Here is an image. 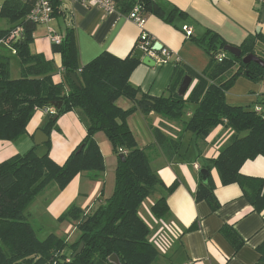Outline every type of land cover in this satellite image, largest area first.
I'll return each instance as SVG.
<instances>
[{
    "label": "trees",
    "instance_id": "trees-1",
    "mask_svg": "<svg viewBox=\"0 0 264 264\" xmlns=\"http://www.w3.org/2000/svg\"><path fill=\"white\" fill-rule=\"evenodd\" d=\"M52 3L55 8L58 0ZM135 3L145 17L151 14L166 23L172 22L175 10L166 11L157 0H135L131 6ZM29 9V5L14 0H6L0 7V18L12 25L10 30L0 31V40L16 27L21 28L23 36L11 45L20 64L18 79H10L8 62L0 58V140L18 139L25 134L34 112H44L46 108L54 109V114H46L48 120L43 131L48 137L51 130H57L58 118L68 112L77 114L85 128V137L62 166L49 158V141L41 155L33 147L23 155L0 163V264H112L109 262L112 255L116 256L118 264H154L158 252L148 240L149 227L138 211L144 199L162 189L165 194L156 200L151 212L154 218H164L169 210L166 194L172 192L175 184L164 186L152 171L146 150L136 146L126 122L134 112L145 116L154 113L177 122L182 120L190 104L193 111L183 123L184 131L200 140L218 126L224 125L232 131L229 143L212 166L222 185L237 184L252 210L264 215V180L239 173L244 162L264 158V111L258 114L253 110L254 106H232L225 101L226 92L240 77L253 83L264 82L263 68L242 62L249 54L264 61V56L256 53L257 44H264L263 37L249 35L237 46L226 43L210 31L200 38H192L207 55V66L200 74L176 68L165 94L153 97L129 83L130 74L138 64L129 55L118 58L102 52L80 68L72 29L65 31L60 44L51 46L52 52L60 55L63 72V81L54 83L51 61L29 50L36 29V25L26 20ZM227 46L236 47L240 56L225 52ZM134 49L138 50L137 41ZM219 52L225 54L221 62L215 60ZM186 74L196 83L187 96L179 97L177 88ZM71 75L76 77L78 85ZM119 98L131 101L132 107L120 109L115 104ZM54 102L61 105L53 107ZM98 132L106 136L117 156L111 197L86 214L71 206L58 218L60 222L76 223L78 237L75 242L68 244L54 234L39 239L27 220V208L50 185L61 191L78 174L85 173L93 180L100 177L104 165L94 140ZM153 134L155 145L160 147L167 160L171 159L177 153L180 141L167 138L157 129ZM195 199L208 202L212 210L218 207L209 178L206 185H198ZM220 232L234 251L243 245L231 227L223 226ZM80 243H83V249L73 257ZM257 251L260 254L258 264H264V243Z\"/></svg>",
    "mask_w": 264,
    "mask_h": 264
},
{
    "label": "crops",
    "instance_id": "crops-1",
    "mask_svg": "<svg viewBox=\"0 0 264 264\" xmlns=\"http://www.w3.org/2000/svg\"><path fill=\"white\" fill-rule=\"evenodd\" d=\"M4 1L0 0V7ZM114 1L117 5L116 13L105 14L97 8H85L70 0H58L51 22L36 27L29 50L51 61L54 66V83L63 81V72L60 55L52 52V43L47 39V28L60 36H64L67 29L74 31L80 68L102 52L118 58L128 55L132 57L140 29L126 16L135 0ZM157 1L166 11L175 10L172 22L166 23L157 16L147 14L143 30L154 43H159L162 49L168 51V59L166 63L146 66L141 58L129 77L132 86L150 96L165 94L176 68L181 67L195 74L205 69L208 57L192 38H200L206 31H210L233 46L239 45L249 35L259 34L264 38V0ZM0 20H5L0 31L11 29L8 20ZM187 29L191 30L189 37L185 34ZM10 53L11 50L0 44V58L7 60L8 65ZM256 53L264 56V44H257ZM16 73L17 67L12 74L9 65L10 79L15 80L20 77V64L18 76ZM195 83L196 80L191 78L185 96ZM225 101L232 106L264 107V82L253 83L240 77L226 92ZM115 104L122 110H128L133 105L125 98H119ZM192 111L193 106L188 104L182 120L177 122L168 121L154 113L145 116L140 112H134L126 120L136 146L144 148L148 153L152 171L164 186L175 184L165 198L168 214L162 219L154 218L151 214L148 222H145L150 230L148 240L158 252V260L154 264H258L260 254L257 248L264 243V215L252 210L237 184L222 185L212 166L220 151L229 143L233 132L223 125L213 129L203 140L197 139L190 132L184 131L183 123L190 118ZM47 120L42 110H36L26 126L25 134L14 141L0 140V163L23 155L33 147L38 155L43 154L45 144L36 146L34 134L40 130L46 135L43 128ZM56 127L57 130H51L49 137L46 135L50 142L49 158L56 165L62 166L85 137V128L75 112L60 116ZM155 129L171 140L180 141L177 153L169 160L160 147L155 145ZM101 134L96 133L94 140L104 145ZM116 164L117 157L114 158V170ZM201 169L208 171L212 193L218 204L215 210L211 209L208 202L195 199L197 187L201 183ZM239 173L264 180V158L256 157L244 162ZM102 185L103 173L96 180L85 173L78 174L61 191L55 185H50L27 208V220L40 225L44 214L57 220L71 206L86 214L107 199L99 198ZM163 194L165 192L158 189L152 196L154 201L150 202V206ZM71 223L74 222L65 220L61 224ZM223 226L231 227L243 241L238 251H234L221 234ZM50 234L57 236L55 233Z\"/></svg>",
    "mask_w": 264,
    "mask_h": 264
},
{
    "label": "built area",
    "instance_id": "built-area-1",
    "mask_svg": "<svg viewBox=\"0 0 264 264\" xmlns=\"http://www.w3.org/2000/svg\"><path fill=\"white\" fill-rule=\"evenodd\" d=\"M16 2L27 4L30 6L29 12L26 16V20L31 22L36 26L48 25L49 22L53 19L54 6L53 0H14ZM72 2L78 3L85 8H97L105 14L116 13L117 5L114 0H70ZM126 18L135 24L140 29V33L138 35L137 40V49L144 53V56H147L154 60L155 63L162 64L166 63L169 53L165 49H161L156 52L153 50L154 41L151 37L143 30V26L146 20V17L142 14L140 6L135 3L130 11L128 12ZM21 28L16 27L11 30L9 35L5 39L0 40V44L4 45L6 48L14 52L11 48V45L15 44L20 40L21 37ZM186 36L189 37L191 35V30L187 29L185 32ZM47 39L52 44H60L63 36L55 33L51 28H47ZM15 53V52H14ZM224 52H219L215 55V60L217 62H221L224 59ZM253 110L256 113H263L264 108L261 105H255ZM45 114H54L53 108H46L44 110ZM124 153L123 151H120ZM198 168L197 166H195Z\"/></svg>",
    "mask_w": 264,
    "mask_h": 264
},
{
    "label": "rangeland",
    "instance_id": "rangeland-1",
    "mask_svg": "<svg viewBox=\"0 0 264 264\" xmlns=\"http://www.w3.org/2000/svg\"><path fill=\"white\" fill-rule=\"evenodd\" d=\"M4 23H5V20H0V27H2V25H4ZM36 27L39 28L41 26L38 25ZM11 54L15 55V53L11 52L8 55L10 57V64L9 65L11 66L12 74H14V68L17 67V73L16 74L18 76V74H19L18 73L19 63H18L17 58L12 56ZM206 57H207V55H206ZM255 83H257V82H255ZM100 137H103L102 139H104L103 141H105V142H104V145H100L101 143H99L98 140L95 141L97 146L99 147L101 154H102L103 165H104L103 185H102V187H100L98 195H99V198L101 197L102 199H105V198L108 199L111 197V195L113 193L114 180H115V170H116V168L114 170V167H115L114 166V158H116L117 156L115 155V153L112 149V146H111L110 142L108 141V139L106 138V136L104 134H101ZM116 166H117V164H116ZM92 185H94V183ZM39 198H40V196H37L34 201H37ZM153 198L154 197L150 196V197L144 199V201L140 205L138 214H139V216H142L141 219L144 222H148V219H149L148 217H149V215L152 214L151 207L153 206L154 203L150 206V202L154 201ZM107 199H105V200H107ZM94 200H95V197H94ZM148 211H149V213H148ZM42 212H43V209H42ZM42 219H43V217H42ZM63 222L64 221H62V222L58 221V219L57 220L53 219V217L48 216L47 214H44L43 222L40 223V225H39V223L29 221V223L35 229L36 234H37L39 239H44L48 234L55 233V234H57L58 237L65 239L66 243L71 244L73 241L75 242V240L78 237V232L75 229L76 223L75 224L71 223L70 225H68V224L62 225L61 223H63ZM67 236H69V237L66 238ZM157 260H158V258H157ZM157 260H156V262H157Z\"/></svg>",
    "mask_w": 264,
    "mask_h": 264
},
{
    "label": "water",
    "instance_id": "water-1",
    "mask_svg": "<svg viewBox=\"0 0 264 264\" xmlns=\"http://www.w3.org/2000/svg\"><path fill=\"white\" fill-rule=\"evenodd\" d=\"M20 39L22 40L23 36H21ZM161 49H162V45L155 42L153 45V50L158 52ZM224 51L230 55H233V56H237V57L240 56V51L236 47L227 46V47H225ZM141 58H142V63L146 66H153L155 64V62L151 58L144 56V53L141 52L140 50H136L131 57L132 60H136V61L141 60ZM242 62L244 64L255 63L264 69V61L262 59H260L259 57L252 55V54H249V55L243 57ZM71 79L76 85H78V82H77L76 77L74 75H71ZM190 83H191V78L187 75L184 76L183 79L181 80V82L177 88V92H176L179 97L185 96V94L189 88ZM60 105H61L60 102L52 103L53 107H59ZM55 119H56V116L53 118V120H55ZM47 141H48V137L46 135H44L40 130H38L34 134V144L36 146L43 145ZM120 159H122L121 156H120ZM199 174L201 176V183L206 185L208 183V171L201 169L199 171ZM82 249H83V243H80L78 248L76 249L73 257L80 254ZM109 262L112 264H118V260H117L115 255H112L109 258Z\"/></svg>",
    "mask_w": 264,
    "mask_h": 264
},
{
    "label": "bare ground",
    "instance_id": "bare-ground-1",
    "mask_svg": "<svg viewBox=\"0 0 264 264\" xmlns=\"http://www.w3.org/2000/svg\"><path fill=\"white\" fill-rule=\"evenodd\" d=\"M154 61V60H153Z\"/></svg>",
    "mask_w": 264,
    "mask_h": 264
}]
</instances>
